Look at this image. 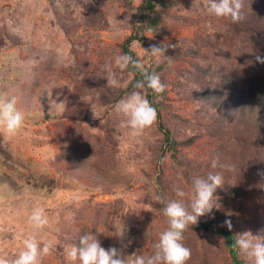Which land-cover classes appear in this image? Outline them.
<instances>
[{"label": "rangeland", "instance_id": "1", "mask_svg": "<svg viewBox=\"0 0 264 264\" xmlns=\"http://www.w3.org/2000/svg\"><path fill=\"white\" fill-rule=\"evenodd\" d=\"M142 1L0 0V264H231L220 236L191 228L203 215L231 228L243 264H264V160H239L236 121L216 109L261 73L234 18L264 2L161 0L146 48L132 44L163 66L165 128L197 138L177 164L144 94L113 100ZM173 220L183 247L169 250Z\"/></svg>", "mask_w": 264, "mask_h": 264}, {"label": "trees", "instance_id": "2", "mask_svg": "<svg viewBox=\"0 0 264 264\" xmlns=\"http://www.w3.org/2000/svg\"><path fill=\"white\" fill-rule=\"evenodd\" d=\"M158 5L168 8L171 4L161 0L142 1L138 8V19L132 27L131 33L120 45L121 53L126 58L124 72L130 74L131 79L125 88L117 91L113 100L114 103H118L125 97L144 94L147 113L162 133L165 152L175 163L180 164L179 151L192 146L194 139L197 138L192 136L182 141L172 138L162 121V109L164 108V99L167 98V91L156 87L159 80L158 73L163 66L145 67L131 48L133 43H139L146 48V35L156 32L159 28L161 20L156 7ZM234 21L236 25L241 26L248 34L254 36L252 46L259 56L258 67L261 73L248 79L245 83H232L226 93L225 91L216 93V109L231 114L236 121V134H233L236 146L235 155L239 160L247 163L255 159L264 160V3L258 9L239 13ZM214 127L216 130L210 135L211 137L221 136L223 139L227 137V132L219 127L217 122ZM240 190L234 191L237 197H241ZM191 228L203 234L211 233L214 236H220L230 263L243 264L238 253L239 240L225 222L218 221L217 217L210 218L208 215H203L202 218L193 222ZM172 229L176 232L177 239L173 243H169L167 248L169 250L181 249L184 231L175 220L172 221Z\"/></svg>", "mask_w": 264, "mask_h": 264}]
</instances>
